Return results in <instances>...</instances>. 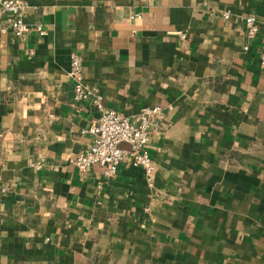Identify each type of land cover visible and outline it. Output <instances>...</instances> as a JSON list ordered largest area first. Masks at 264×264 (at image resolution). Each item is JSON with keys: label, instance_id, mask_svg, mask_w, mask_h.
Listing matches in <instances>:
<instances>
[{"label": "crops", "instance_id": "0c3cea01", "mask_svg": "<svg viewBox=\"0 0 264 264\" xmlns=\"http://www.w3.org/2000/svg\"><path fill=\"white\" fill-rule=\"evenodd\" d=\"M22 1L23 40L0 13V264H264V0ZM71 55L103 110L164 109L152 187L72 166L101 112Z\"/></svg>", "mask_w": 264, "mask_h": 264}, {"label": "built area", "instance_id": "2783aa9c", "mask_svg": "<svg viewBox=\"0 0 264 264\" xmlns=\"http://www.w3.org/2000/svg\"><path fill=\"white\" fill-rule=\"evenodd\" d=\"M26 8L27 4L22 0H0V13L10 16L9 29L19 40H23L27 32V27L23 22V13ZM222 17L228 20L230 11H225ZM130 19H141V14H132ZM244 24L249 38H255L259 32L256 18L247 16ZM35 31L39 36L45 35L40 26H36ZM179 37L185 39V34H180ZM247 49V47L243 48L244 51ZM260 67L264 68V39L260 46ZM67 78L72 84V101L77 103L89 100L91 105L101 112L94 124L81 130L82 134L91 137V144L85 152L72 159V166L80 174H85L90 167L97 166L104 178L111 179L117 174L121 163L128 160L131 166L143 169L146 182L149 187H152L155 168L148 156L146 146L149 142L150 125L153 119L163 114L164 109L159 106L143 108L134 117L124 116L114 110H103L101 96L83 84L81 62L75 55L69 58ZM165 109L170 111L171 107ZM122 144L126 148L121 147ZM33 167L40 169L41 165L33 164ZM0 192H4V189H0Z\"/></svg>", "mask_w": 264, "mask_h": 264}]
</instances>
